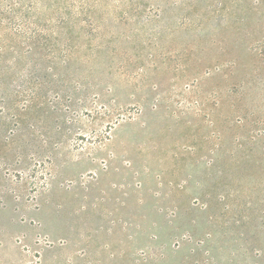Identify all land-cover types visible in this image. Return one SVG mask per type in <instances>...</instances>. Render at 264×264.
<instances>
[{"label": "rangeland", "instance_id": "obj_1", "mask_svg": "<svg viewBox=\"0 0 264 264\" xmlns=\"http://www.w3.org/2000/svg\"><path fill=\"white\" fill-rule=\"evenodd\" d=\"M0 264H264V0H0Z\"/></svg>", "mask_w": 264, "mask_h": 264}, {"label": "trees", "instance_id": "obj_2", "mask_svg": "<svg viewBox=\"0 0 264 264\" xmlns=\"http://www.w3.org/2000/svg\"><path fill=\"white\" fill-rule=\"evenodd\" d=\"M26 12H28V11H26ZM29 13V12H28ZM16 19H18V20H20V21H22V22H25V20L27 21V22H29V17H27L26 15H24V17L23 16H20V14H19V17H16L15 18V20Z\"/></svg>", "mask_w": 264, "mask_h": 264}]
</instances>
